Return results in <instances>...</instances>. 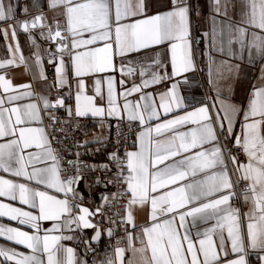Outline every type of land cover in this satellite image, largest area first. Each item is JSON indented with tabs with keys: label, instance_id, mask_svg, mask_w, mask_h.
Returning a JSON list of instances; mask_svg holds the SVG:
<instances>
[{
	"label": "snow or ice",
	"instance_id": "1",
	"mask_svg": "<svg viewBox=\"0 0 264 264\" xmlns=\"http://www.w3.org/2000/svg\"><path fill=\"white\" fill-rule=\"evenodd\" d=\"M48 7L51 22L43 12L18 20L0 0V35L13 41L0 59V218L30 229L0 223V238L27 250L0 245V264H250V255L264 264V0H239L232 14L229 0ZM45 54L55 96L10 75L30 59L40 67L33 79L47 81ZM201 64L203 85L194 83ZM201 86L202 96H185ZM88 118L109 129L108 118L126 121L135 138L125 147L118 123L115 150L89 163L81 149L107 147L108 137L84 139ZM121 230L97 258L95 245Z\"/></svg>",
	"mask_w": 264,
	"mask_h": 264
},
{
	"label": "crops",
	"instance_id": "2",
	"mask_svg": "<svg viewBox=\"0 0 264 264\" xmlns=\"http://www.w3.org/2000/svg\"><path fill=\"white\" fill-rule=\"evenodd\" d=\"M10 2L15 7L16 17L18 20L31 19L35 15H39L41 12H43L48 17V22H51L52 17L55 15L53 13L52 9H50L48 7L49 0H10ZM201 2L206 4L208 2V0H201ZM238 3H239V0H229V12H230V14H232L231 5L232 4H238ZM25 8L28 9L27 14L24 13ZM204 10L207 12L208 11L207 7H205ZM0 27H8V25L7 24H0ZM39 32H40V29L35 30V31L32 30V34L34 36H36L37 41L40 43L41 37L39 36ZM18 40L20 43L21 51L23 52V55L25 56V58L32 57L28 54L29 46L32 44L31 41L28 39V34L24 33L23 31L18 29ZM12 42L13 41L11 39V36H9L8 39H5V38H3L2 35H0V59L5 58L8 55L6 46L8 43H12ZM41 47H42V49L47 48L43 45H41ZM28 63L30 65V69L28 71H25L23 66L10 71V75L14 78V83H31L33 85L34 90L37 93L49 95L52 91V87H50V85L56 79L55 66L53 64L47 63V61L45 60V62L43 64V70H44L45 75H47V77H48V80L45 81V80H42L39 78L33 79L34 75L36 77H39L40 67L35 66L32 63V60H30V59L28 60ZM201 68H204V72L202 74L204 75L205 80H207V78H208L207 68H205L204 64H201ZM49 76H51V78ZM258 76H259V68L257 67V68L251 69L250 79L253 80L254 82H258L257 81ZM73 84H74V80H73ZM64 89H67V88H64ZM73 91H75L74 87H73ZM204 92L205 91L201 88H198V89L193 88L190 93H192L196 96H202L204 94ZM72 103H74V100L72 101ZM95 119H97V118H95ZM94 136H105L104 127H101L100 123L94 129H92L88 133V136L85 137L84 139L91 140ZM83 151H85V149H83ZM109 151H110V147L105 149L100 154L99 159H98L99 163L106 162L107 153ZM81 187L83 188V185H81ZM97 191H99V190H97ZM0 199H4V198H0ZM92 199L98 202L99 197H98V195L94 194L92 196ZM5 202H8V201L5 200ZM13 203L15 204V206H18V207H25V208L27 207V206L19 205L18 202H13ZM245 210H247V208H245ZM144 219H145L144 216H141L138 220V223H143ZM0 223H3L5 225H10L13 227L19 226V227L23 228V230L30 231V229H28L27 226L18 225L17 222L10 221L6 217L0 218ZM45 226L47 227L50 225L46 224ZM85 235L91 236L92 230H86ZM107 240H108V238H104L102 240L101 244L95 245L98 248V251H100L99 256L103 253L101 251V249L103 248V246L105 245ZM66 243L68 244V246L77 247L76 242H74V241H70V242H66ZM0 245H5L8 247H16L20 251H27L26 249L23 248V246L14 245L12 242L6 241L4 238H0ZM122 246H124V245H122ZM137 247H139V244H137ZM77 252L81 254V247H77ZM131 256H132L131 252H128V253H126L125 259L126 260L129 259V258H131ZM248 259H249L250 264H256V262L254 261V258L252 256H249ZM0 262H2V258H0Z\"/></svg>",
	"mask_w": 264,
	"mask_h": 264
},
{
	"label": "built area",
	"instance_id": "3",
	"mask_svg": "<svg viewBox=\"0 0 264 264\" xmlns=\"http://www.w3.org/2000/svg\"><path fill=\"white\" fill-rule=\"evenodd\" d=\"M39 28H37V29H33L34 31L35 30H38ZM40 44L41 45H43V46H45V47H49V45H48V43L47 42H45L42 38L40 39ZM35 52V48H34V46L31 44L30 46H29V51H28V54L30 55V56H33V53ZM45 60L47 61V57H46V54H45ZM50 78H51V76H49ZM204 81H205V78H204V75L203 74H198V77H197V80L196 81H194V83H198V84H200V85H203L204 84ZM199 88H201V89H203L204 91H206V89L203 87V86H201V87H199ZM61 91L62 92H64L65 94H67V89H61ZM58 93H57V91H56V89L55 88H52V91H51V93H50V95H52V96H55V95H57ZM190 95H194V94H192V93H190V92H186L185 93V96H190ZM196 96V95H195ZM197 97H200V96H197ZM72 101L73 100H69L68 101V103H72ZM58 115H60L61 117H64L65 116V114H64V112H63V110H60L59 112H58ZM81 123H83V124H85L86 125V130H87V132L89 133L92 129H94L99 123H100V121H98L97 119H95V118H88V119H84V120H82L81 121ZM107 124H110L112 127H111V129H109V128H107V127H104V133H105V137H108V142H107V147H104V146H102V145H100V144H89L86 148H85V155H84V157H83V159L84 160H86V161H88L89 163H99L98 162V159H99V156H100V154L105 150V149H107L108 147H110V151H113V150H115L113 147H112V145L115 143V140H116V135H117V127H116V125L119 123L120 124V126H121V128L124 130V133H125V135H127L129 138H128V141H127V144L125 145V147H128V145L129 144H131V142H132V140L135 138V136H134V134H129L128 133V128H127V122L125 121V122H119V121H116L115 119H112V118H108V120H107V122H106ZM77 135H80V133H77ZM83 138H85V137H83ZM97 148H101V151L100 152H96V149ZM123 150V149H122ZM128 150H133L132 148H128ZM81 151H83V149H81ZM109 151V152H110ZM95 177H93V179H94ZM91 182V181H90ZM111 191H116V189L115 188H112L111 189ZM92 199V198H91ZM93 200V199H92ZM118 207H119V205L117 206V209H114V211L115 210H118ZM245 208H247V206H245ZM123 235V232H122V230L120 231V235L119 236H117V237H115L114 239H111V240H107L106 241V243H105V245L103 246V248L101 249V251L104 253L105 251H108V252H110L111 250H110V247H109V245L111 244V245H114L115 244V242H116V239H119L120 238V236H122ZM122 246V245H121ZM99 253H100V251H98V253H97V258H99ZM81 254L83 255V250H82V247H81ZM250 256H252L253 258H254V261L256 262V264H259L260 262L257 260V258H256V256L255 255H250ZM85 259H88L90 262H91V260H92V255H91V253L88 255V256H86V257H84Z\"/></svg>",
	"mask_w": 264,
	"mask_h": 264
}]
</instances>
